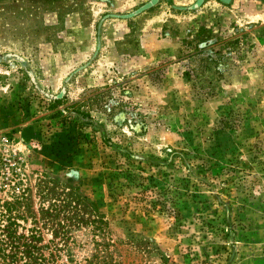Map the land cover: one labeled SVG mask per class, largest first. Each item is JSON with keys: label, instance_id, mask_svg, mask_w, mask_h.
<instances>
[{"label": "rangeland", "instance_id": "rangeland-1", "mask_svg": "<svg viewBox=\"0 0 264 264\" xmlns=\"http://www.w3.org/2000/svg\"><path fill=\"white\" fill-rule=\"evenodd\" d=\"M0 162L104 221L56 264H264V0H0Z\"/></svg>", "mask_w": 264, "mask_h": 264}, {"label": "trees", "instance_id": "trees-1", "mask_svg": "<svg viewBox=\"0 0 264 264\" xmlns=\"http://www.w3.org/2000/svg\"><path fill=\"white\" fill-rule=\"evenodd\" d=\"M74 105V104H73ZM69 107H72L70 105ZM65 107L66 109L69 108ZM64 108V109H65ZM182 156L187 155L180 152ZM162 164L143 162V165L134 169L135 175L125 174V179L138 181L140 194H150L147 206L150 212L171 217L174 198L169 188H159L156 176H166L162 168L168 167L164 160ZM141 161H137V164ZM165 163V164H164ZM1 165L5 164L0 162ZM9 166V162L6 164ZM152 170L148 175L141 174L143 169ZM191 170V169H190ZM2 185L7 187L4 198H0V264H56L59 260V252L69 243H75L71 238L72 230H78L81 226H89L93 239L105 236V223L96 212H89L90 217L85 218L80 210V205H85L76 195H66L63 198L52 191L49 195L40 193V197L46 202L31 210L27 189L19 188L17 176L12 169L3 168L1 173ZM16 180V181H15ZM2 187V186H1ZM2 191V190H0ZM147 209V210H148ZM50 238L43 242V231ZM94 241L96 248L100 247ZM107 245V244H105ZM95 250H98L96 249Z\"/></svg>", "mask_w": 264, "mask_h": 264}]
</instances>
